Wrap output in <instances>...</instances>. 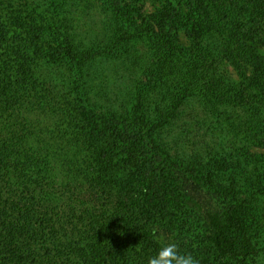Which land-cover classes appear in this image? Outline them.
Returning <instances> with one entry per match:
<instances>
[{
  "label": "trees",
  "instance_id": "1",
  "mask_svg": "<svg viewBox=\"0 0 264 264\" xmlns=\"http://www.w3.org/2000/svg\"><path fill=\"white\" fill-rule=\"evenodd\" d=\"M23 1L0 8V264H148L167 243L264 264V0H167L150 17L146 0H97L107 26L89 41L73 0L48 19ZM39 61L64 76L61 99ZM101 61L127 91L107 92ZM37 111L72 139H32ZM188 183L215 203L203 219Z\"/></svg>",
  "mask_w": 264,
  "mask_h": 264
},
{
  "label": "rangeland",
  "instance_id": "2",
  "mask_svg": "<svg viewBox=\"0 0 264 264\" xmlns=\"http://www.w3.org/2000/svg\"><path fill=\"white\" fill-rule=\"evenodd\" d=\"M2 3L5 0H0ZM167 0H146L144 7V15L150 17V15L158 8L159 4L165 3ZM24 3L27 6L23 9L24 12H30L36 14H44V18H50L52 11H50V0H24ZM5 8V3L3 7ZM66 13H69V19L72 23V27L75 32L80 35L82 40L89 41L92 38L99 36L101 38L103 30L106 29L107 19L104 17V12L102 11L101 1L97 0H73L70 5L67 7ZM61 15H63L61 13ZM104 35V34H103ZM101 36V37H100ZM181 42L186 43L185 36L181 34ZM147 37L142 35L140 41L135 43L133 47L135 50L141 54L147 48L145 47V42H147ZM2 54V53H1ZM13 57V56H12ZM96 66L100 75L104 76V79L107 82L105 86L109 94L114 92L127 91L129 89V83L121 81L117 84V75H122L118 65L113 64L112 62H103ZM229 70V73L233 74L232 67L225 65ZM35 70H38V75L42 77L43 81H49L50 83H43V94L48 98H60L61 94L64 93L63 81L65 78L61 76L59 69L50 70L47 68L46 64L43 61L36 63ZM60 72V73H59ZM118 73V74H117ZM234 75V74H233ZM234 78L236 76L234 75ZM62 81V83H60ZM118 87V88H117ZM119 94V93H118ZM61 99V98H60ZM28 119V118H27ZM23 122V120H22ZM27 122V121H25ZM30 131L35 132V135L32 139L37 138L39 141H43L46 144H49V147L53 140H62L63 138L68 140L72 139L69 134H66L65 130L60 127H57L58 121L54 116L46 112L45 114L38 113L34 118L28 119ZM217 130H221L224 127L214 124ZM40 130V133L39 131ZM217 131L215 138H222L224 133ZM63 133V134H62ZM5 134V133H4ZM62 137V138H61ZM215 142V140L213 141ZM216 143V142H215ZM213 145V144H212ZM56 150H53V155L56 153ZM52 155V156H53ZM58 169V168H57ZM59 170V169H58ZM185 195H186V208L198 216L200 219L207 217V215L212 212L215 207V203L210 199L209 195L202 191L196 184H186L185 186ZM202 222L200 223V225Z\"/></svg>",
  "mask_w": 264,
  "mask_h": 264
},
{
  "label": "clouds",
  "instance_id": "3",
  "mask_svg": "<svg viewBox=\"0 0 264 264\" xmlns=\"http://www.w3.org/2000/svg\"><path fill=\"white\" fill-rule=\"evenodd\" d=\"M148 264H200V261L190 253L180 252L176 243H167L149 258Z\"/></svg>",
  "mask_w": 264,
  "mask_h": 264
}]
</instances>
